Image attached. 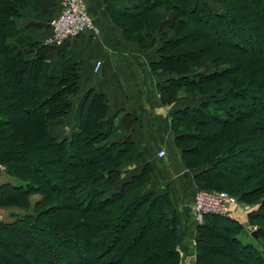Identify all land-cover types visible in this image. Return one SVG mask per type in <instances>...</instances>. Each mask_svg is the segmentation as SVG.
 <instances>
[{"label":"trees","instance_id":"1","mask_svg":"<svg viewBox=\"0 0 264 264\" xmlns=\"http://www.w3.org/2000/svg\"><path fill=\"white\" fill-rule=\"evenodd\" d=\"M103 2L127 41L155 50L150 69L168 75L156 84L160 103H183L170 129L195 188L258 204L247 215L259 246L239 240L244 229L235 220L204 215L195 264H205L209 237L229 245L236 260L227 264H264V176L232 180L264 167V0H214L225 8L220 14L202 0ZM56 6L0 0V166L17 181L0 183V210L8 211L0 220V264H182L179 218L166 216L167 195L147 192L152 167L133 166L140 147L116 140L105 95L88 89L67 135L50 132L73 110L79 64L70 42L43 45L42 23L26 12L49 20ZM178 33L197 45L185 59L173 52ZM228 77L207 95L187 96Z\"/></svg>","mask_w":264,"mask_h":264},{"label":"crops","instance_id":"2","mask_svg":"<svg viewBox=\"0 0 264 264\" xmlns=\"http://www.w3.org/2000/svg\"><path fill=\"white\" fill-rule=\"evenodd\" d=\"M85 2L100 32L98 36L82 33L78 39L70 41L67 47L74 54V61L79 64L80 79L79 93L71 98L73 110L63 119L64 125L76 124L73 117L88 89L105 95L106 118L113 119V135H116L118 142L129 138L140 147L139 162L133 166L151 165L153 176L147 184V192L168 196L171 205L164 212L167 217L175 215L179 218L177 231L182 263L195 264L197 224L191 206L198 189L193 184L195 173L185 168L180 151L174 146V135L170 129V115L182 108L183 103L166 106L160 103L156 84L168 75L150 69L151 63L157 58L155 50H142L127 41L110 18L103 0ZM60 3L61 0H57L52 16L59 12ZM26 13L31 18L41 17L39 14ZM97 62L101 64L96 69ZM159 152L164 155L159 157ZM244 206L243 203L238 204L236 213L229 218L242 224L245 229L248 227V215Z\"/></svg>","mask_w":264,"mask_h":264},{"label":"built area","instance_id":"3","mask_svg":"<svg viewBox=\"0 0 264 264\" xmlns=\"http://www.w3.org/2000/svg\"><path fill=\"white\" fill-rule=\"evenodd\" d=\"M61 12L51 20L46 45L59 47L65 42L77 39L82 33L98 36L100 29L91 18L85 0H61ZM97 62L96 69L100 66ZM163 152L158 156L162 157ZM191 206L195 222L200 224L204 215L231 217L237 211L238 201L227 192L197 190Z\"/></svg>","mask_w":264,"mask_h":264},{"label":"rangeland","instance_id":"4","mask_svg":"<svg viewBox=\"0 0 264 264\" xmlns=\"http://www.w3.org/2000/svg\"><path fill=\"white\" fill-rule=\"evenodd\" d=\"M204 3H206L209 7V9L214 12V13H223L224 12V6L221 3H217L214 2V0H202ZM164 11V9L162 10V12ZM166 11V10H165ZM54 16L50 17L49 20H47L48 18H34L35 21H39L40 23H42V28L39 31V40L42 42L43 45H46V41L49 35L48 31H49V25L51 22V19ZM172 35V33H171ZM211 36H213L210 33ZM180 33L177 34V41L176 42V51L174 50L173 52L179 55V53H182V58L184 57H189L190 56V51L197 46L194 42L190 41L187 38H182V40L180 39ZM202 45H204L205 47L207 46L206 43H202ZM223 52V51H222ZM227 52V51H225ZM219 53H221V51H213L209 56L207 57H211L213 54L214 55H218ZM185 59V58H184ZM178 60H180L178 58ZM197 69H202V66H199ZM231 77L228 78H224L222 79V81H218L215 83H209L208 85L204 86L202 89L200 90H195L193 93L191 94H187V96H194V95H198V94H203V95H207L208 93H211L213 91L216 90V87H222L224 84H228L231 82ZM29 85V84H28ZM185 96V95H184ZM251 104V103H249ZM63 125L61 126L60 129H56V130H50L52 135L57 136L58 138H61L63 135H67V131L69 130V126L67 125ZM197 129H194V126H190L188 127V131H190V135L194 134V132ZM190 145H194L193 143H190ZM227 166L229 168L232 167L231 163H228ZM3 167L2 169H0V183H5V182H10V183H16L17 181L14 178H7L3 173ZM245 175H251V182H253V180H255L256 178L260 177V176H264V167H257L255 170L253 171H239L238 175L236 177H234L232 180H236L239 179ZM230 187V185H229ZM224 190H229L228 188H225ZM227 192V191H224ZM38 196H35L32 198V201H35L36 199H38ZM34 203V202H33ZM239 204V203H238ZM245 209H247V214L254 212V210H256L258 208V204L254 205V206H249V205H245L244 206ZM247 207V208H246ZM249 212V213H248ZM8 215V211L5 210H0V220H4ZM247 226L245 229L243 228L244 226H242V224L240 226H242V228L244 229L241 234L239 235V240L242 242H246V243H252L256 246H259V243H257L256 241H254V238L251 236V233H255L256 232V225L255 226H251L248 223V216H247ZM218 229V228H216ZM249 229V230H248ZM219 230V229H218ZM248 233V234H247ZM257 234V233H256ZM216 245L218 247H216ZM204 263L205 264H227L230 263L233 260H236L234 254L232 253V250L229 248V245L225 244V242H221L220 240L216 239V238H212L209 237V239L207 240V243L204 247ZM181 259H182V253L180 255ZM183 261V259H182ZM183 264V263H182Z\"/></svg>","mask_w":264,"mask_h":264},{"label":"water","instance_id":"5","mask_svg":"<svg viewBox=\"0 0 264 264\" xmlns=\"http://www.w3.org/2000/svg\"><path fill=\"white\" fill-rule=\"evenodd\" d=\"M251 236L255 239L257 237L256 232L255 233H251Z\"/></svg>","mask_w":264,"mask_h":264}]
</instances>
